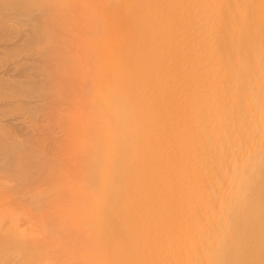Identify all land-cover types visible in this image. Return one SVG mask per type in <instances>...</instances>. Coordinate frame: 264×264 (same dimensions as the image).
I'll use <instances>...</instances> for the list:
<instances>
[{
  "label": "bare ground",
  "instance_id": "obj_1",
  "mask_svg": "<svg viewBox=\"0 0 264 264\" xmlns=\"http://www.w3.org/2000/svg\"><path fill=\"white\" fill-rule=\"evenodd\" d=\"M0 30L31 81L0 264H264V0H0Z\"/></svg>",
  "mask_w": 264,
  "mask_h": 264
},
{
  "label": "rangeland",
  "instance_id": "obj_2",
  "mask_svg": "<svg viewBox=\"0 0 264 264\" xmlns=\"http://www.w3.org/2000/svg\"><path fill=\"white\" fill-rule=\"evenodd\" d=\"M1 30L3 31V30H6V29H1ZM1 30H0V39H2V38L4 37V36L2 37L1 34H3V35H5L4 33L7 34V32H2ZM14 30H15V29H13V31H14ZM6 31H7V30H6ZM8 31H9V30H8ZM13 31H12V33H13ZM1 32H2V33H1ZM9 33H10V34H9ZM9 33H8V34H9V38H7V39H9V42H10L11 40H13L12 38H11V40H10V37H13V38H14V36H15V39H16V38H18V36H19V37L21 36L19 33H17L16 30H15V32L13 33V36H12L11 31H10ZM15 33H17V34H19V35L16 36ZM6 37H8V36L5 35V37H4L5 40H6ZM4 39L1 40L2 43H3V40H4ZM5 40H4V42H5ZM18 40H20V38H19ZM18 40H17L16 47L19 46L18 48H20V45L18 44V42H19L20 44H22V43L20 42L21 40H20V41H18ZM1 41H0V43H1ZM6 41L8 42V40H6ZM7 42H5L6 45L9 43V42H8V43H7ZM5 43L2 44V46L0 47V50L2 49V47H3V45H4ZM0 45H1V44H0ZM26 46H27V45H26ZM22 47L24 48L23 45H22ZM18 48L15 49L16 52L18 51ZM3 49H4V47H3ZM3 49L0 51V54H2V55L4 56L3 53L6 52V51H5V50L3 51ZM24 49H26V48H24ZM24 49H22L21 52L18 51V52H20V53L17 52V53H18V56H17L18 58L16 57L17 62L20 61V59L23 58V59L19 62V63L24 62L22 65H25V64H28V63H29V62L26 61V59H27V57H28V51H25ZM23 50H24V52H23ZM2 51H3V52H2ZM15 51H14V52L12 51L11 54L16 53ZM17 53H16V54H17ZM21 53H23V55H22ZM24 53L26 54L25 56H24ZM20 54H21V55H20ZM2 55H0V63H1V60H2V63H3V64L1 63V65H0V67H1V68H0V71H1V73L4 74V76L6 75V73H4L2 70L5 71V69H6V68L8 69V67H9L10 71L6 70V71H7V78H6V76H5V79H3V78H4V77L2 78L3 75L0 77V80L2 79V82L0 81V84H1V85H0V97H2V98H0V102L3 100L2 105L5 106L6 109L8 110L7 113L4 112V114H3V111H4V110H2V109H5V108H4L3 106L0 105V108H2V109H0V112H2V114L0 113V114H1V115H0V118H3V116L5 115L4 118H5L6 120H9V123H12V124L19 123V124H20V123H22V119H23V116H22V115H25V117L30 118V114L26 111V109H27V104H28L27 102H28V101L26 100V98L23 99V98H24L23 95H22L23 92H22V91H19V88H20V86H21V83L27 81V80L30 78V76L27 77V76H28V72H27L28 70H26L25 72H22V71H21V73H20L21 75L19 74V76H23V75L26 76V75H27V76H26V77L28 78L27 80H26V79L24 80V78H26V77H24V78L21 77L22 80H20V79H21L20 77H19L20 79L17 78V76H16V77H13V76H15V75L12 76V78H13V79H12V78H11V75H12L14 72H16L15 74L18 75L20 69H18V72L15 71V70H14L15 68H14L13 64L11 65V63H10V66H9V62H8V65L5 66V64H7L6 61H11V59H6V57H5V56L3 57ZM19 55H20V56H19ZM21 56H22V58H21ZM2 57H3V58H2ZM12 57L15 58V56H12ZM24 57H25V59H24ZM5 60H6V61H5ZM14 60H15V59H14ZM27 60H28V59H27ZM3 61H4V62H3ZM12 61H13V58H12ZM15 62H16V61H15ZM16 64H17V63H16ZM3 65H4V66H3ZM20 65H21V64H20ZM22 65H21V66H22ZM3 67H4V68H3ZM10 67H12V69H11ZM1 69H2V70H1ZM11 70H12V71H11ZM13 70H14V71H13ZM8 72H9L10 76H8ZM1 73H0V75H1ZM22 73H23V74H22ZM24 73H25V74H24ZM26 73H27V74H26ZM8 77H9V78H8ZM15 79H17L19 83H16L17 80H15ZM31 79H32V78H31ZM3 80H5V81H7V80L9 81V80H10V81H9L10 83H9V82H5V81H3ZM12 80H13L14 82H13ZM28 81H30V80H28ZM20 82H21V83H20ZM30 82H31V81H30ZM30 82H29V83H30ZM3 83H4V84H3ZM12 83H13V84L15 83L14 85H15L16 87H15L14 85H12ZM31 84H34V83H31ZM31 84H30V87H31V86H34V85H31ZM17 86H18L19 88H18ZM20 90H21V89H20ZM18 91L21 92V96H20V94H18V96H17L16 93H17ZM19 92H18V93H19ZM13 93H14V94H13ZM6 96L8 97V99L6 98V100H8L7 102H9V103H6V100H4V98H5ZM9 96H10V97L12 96V99H11ZM3 97H4V98H3ZM19 97H20V98H19ZM16 98H18L17 101H16ZM1 99H2V100H1ZM10 99H11V100H10ZM14 99H15V102H14L15 105H14V107H17V109L19 108V110L15 109V108L13 107V104H14L13 101H14ZM20 99H21V100H20ZM18 100H19V101H18ZM22 100H23V101H22ZM25 100H26V101H25ZM11 101H12V103H11ZM4 102H5V103H4ZM16 102H21V103H16ZM25 102H26L27 104H26ZM4 104H6V105H4ZM8 104H11V107H10ZM16 104H17V105H16ZM22 104H23V105L25 104L24 107H25L26 109L22 107V106H23ZM18 105H19V106H18ZM20 105H21V106H20ZM28 105H29V104H28ZM29 106H30V105H29ZM29 106H28V108H29ZM8 107H9V108H8ZM21 108H22V109H21ZM6 109H5V111H6ZM14 109H15L16 111H15ZM24 109H25V111H24ZM10 111H12V112H10ZM21 111L23 112L22 115H21ZM24 112H27L28 114H25ZM40 112H41V111H40ZM40 112L37 113L39 116H40L41 113L44 114L43 112H41V113H40ZM39 113H40V114H39ZM42 114H41V116H42ZM2 115H3V116H2ZM26 115H28V116H26ZM43 116H44V115H43ZM43 116H42V117H43ZM21 117H22V118H21ZM42 117H41V118H42ZM4 118H3V120L5 121ZM28 118H26V120H27ZM43 118H44V117H43ZM43 118L40 120V118L38 117V119H39L40 121H44L45 118H44V119H43ZM14 119H15L17 122H16ZM19 120H21V122H19ZM23 121H25V118L23 119ZM7 122H8V121H7ZM0 140H1V139H0Z\"/></svg>",
  "mask_w": 264,
  "mask_h": 264
}]
</instances>
